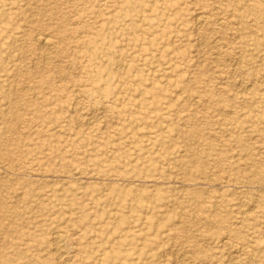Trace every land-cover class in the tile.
I'll use <instances>...</instances> for the list:
<instances>
[{
  "label": "rangeland",
  "instance_id": "rangeland-1",
  "mask_svg": "<svg viewBox=\"0 0 264 264\" xmlns=\"http://www.w3.org/2000/svg\"><path fill=\"white\" fill-rule=\"evenodd\" d=\"M237 263L264 264V0H0V264Z\"/></svg>",
  "mask_w": 264,
  "mask_h": 264
},
{
  "label": "bare ground",
  "instance_id": "bare-ground-1",
  "mask_svg": "<svg viewBox=\"0 0 264 264\" xmlns=\"http://www.w3.org/2000/svg\"><path fill=\"white\" fill-rule=\"evenodd\" d=\"M202 16H203V15H202ZM141 18H142V17H141ZM198 20H199V22H204L205 19H204V17H200ZM216 20H217V19H216ZM196 21H197V20H196ZM199 22H198V23H199ZM222 24H223V23H222ZM220 25H221V24H220ZM40 41L42 42V45H44L46 48L51 47L50 44H49V41H50V40L45 39V38H44V39L41 38ZM37 43H38V42H37ZM61 43H62V42H61ZM47 52H48V51H47ZM220 56H221V55H220ZM47 59H48V58H47ZM44 61H45V60H44ZM33 62H34V61H33ZM46 62H47V61H46ZM46 62H45V63H46ZM123 62H124V61H123ZM240 64H241V63H240ZM121 65L124 67L123 63H122ZM122 66H120V63H119V67H122ZM117 68H118V67H117ZM116 70H117V69H116ZM118 71H119V70H118ZM121 71H122V70H121ZM106 77H107V76H106ZM147 88H148V87H147ZM102 110H103V109H102ZM106 113H107V112H106ZM106 113H105V114H106ZM104 118H105V117H104ZM43 177H44V174H43ZM96 178H97V177H96ZM64 184H65V183H64ZM63 187H64V186H63ZM3 194H4V193H3ZM23 194H24V193H23ZM21 197H22V196H21ZM55 235H56V234H55ZM60 236H61V235H60ZM60 236H57V237L55 238V239L57 240V242H59V241L62 239ZM63 240H64V238H63ZM57 242H56V243H57ZM60 243L62 244L63 241H60ZM57 244H58V243H57ZM57 247H58V246H57ZM57 247H56V248H57ZM62 247H63V245H61V248H62ZM61 248H60V250H61ZM58 249H59V248H58ZM62 251H63V250H62ZM66 251H67V250H66ZM58 252H59V250H58ZM58 252H57V253H58ZM66 253H67V252H66ZM62 254H65V253H62ZM60 256H61V255H60ZM63 256H64V255H63ZM58 258H59V257H58ZM61 259H62V258H61ZM70 259H71V258H70ZM67 260H68V258H67ZM69 262H70V261H69ZM237 264H238V263H237Z\"/></svg>",
  "mask_w": 264,
  "mask_h": 264
}]
</instances>
